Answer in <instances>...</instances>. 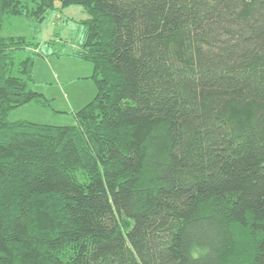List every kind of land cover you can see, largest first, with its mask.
<instances>
[{
    "label": "trees",
    "instance_id": "obj_1",
    "mask_svg": "<svg viewBox=\"0 0 264 264\" xmlns=\"http://www.w3.org/2000/svg\"><path fill=\"white\" fill-rule=\"evenodd\" d=\"M73 5L95 97L11 121ZM0 264H264V0H0Z\"/></svg>",
    "mask_w": 264,
    "mask_h": 264
},
{
    "label": "rangeland",
    "instance_id": "obj_2",
    "mask_svg": "<svg viewBox=\"0 0 264 264\" xmlns=\"http://www.w3.org/2000/svg\"><path fill=\"white\" fill-rule=\"evenodd\" d=\"M87 17L81 6L73 5L50 13L36 31L33 25L19 24L14 34L36 35L41 43L43 56L36 58L34 78L36 90L44 91L52 100V109L27 105L14 110L9 117L11 121L27 120L54 126L77 124L71 103L75 101L77 107H83L82 104L94 98L97 90L91 78L93 65L69 57L66 51L73 50L80 40L81 21ZM64 78L67 84L63 83Z\"/></svg>",
    "mask_w": 264,
    "mask_h": 264
},
{
    "label": "crops",
    "instance_id": "obj_3",
    "mask_svg": "<svg viewBox=\"0 0 264 264\" xmlns=\"http://www.w3.org/2000/svg\"><path fill=\"white\" fill-rule=\"evenodd\" d=\"M85 20V19H84ZM78 45H79V41L75 44V46H74V49L73 50H67L66 51V53L69 55V57H71V58H75L74 56H72V53L75 51V50H77L78 49ZM75 59H77V58H75ZM79 60V59H78ZM92 73H93V71H92ZM66 78H64L63 79V83L64 84H67V82H66ZM39 91V90H38ZM39 92H41V93H44V91H39ZM95 97V96H94ZM90 102V101H89ZM89 102H85L86 104H88ZM85 104V105H86ZM71 107L73 108L72 109V111L73 112H76V111H78V109L80 110L81 108H83L85 105L84 104H82L83 105V107H81V106H79V107H77V104H76V102L75 101H73L72 103H71ZM81 107V108H80Z\"/></svg>",
    "mask_w": 264,
    "mask_h": 264
}]
</instances>
